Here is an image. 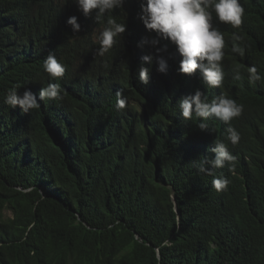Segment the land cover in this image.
<instances>
[{"label": "trees", "instance_id": "1", "mask_svg": "<svg viewBox=\"0 0 264 264\" xmlns=\"http://www.w3.org/2000/svg\"><path fill=\"white\" fill-rule=\"evenodd\" d=\"M142 3L114 10L126 31L100 56L108 14L85 17L75 0H0V264H264V79H248L252 65L264 78V0H240L238 29L213 13L225 38L227 93L244 110L234 118L241 139L227 147L234 166L212 175L196 161L220 131L173 134V68L161 73L157 61L163 55L173 66L179 54L163 39L142 44L158 38L140 19ZM234 35L243 57L232 52ZM49 53L65 67L62 78L44 70ZM145 55L154 58L143 65L147 85L139 81ZM52 83L62 99L38 100L27 114L6 103L14 88L39 97ZM117 92L131 93L120 114ZM152 98L161 104L155 121L133 101ZM214 177L229 180L226 191L213 188Z\"/></svg>", "mask_w": 264, "mask_h": 264}, {"label": "clouds", "instance_id": "2", "mask_svg": "<svg viewBox=\"0 0 264 264\" xmlns=\"http://www.w3.org/2000/svg\"><path fill=\"white\" fill-rule=\"evenodd\" d=\"M146 3L141 4L142 13L140 19L149 32H155L158 38L148 40L145 38L142 44L150 43L157 46L160 39L170 41L176 47L179 54L174 57V65L169 66L168 60L160 55L158 58V71L166 73L169 68H173L171 76L172 89L170 92L171 104L167 110V115L178 125L174 128L182 133H190L193 129L199 133L206 134L209 127L220 131L221 139L208 141L202 144L199 153L198 170L200 173L212 175L214 169L223 168L227 163L230 167L234 166L236 157L228 150V146L239 143L241 136L234 127V118L239 117L243 112V105L236 100L229 98L228 77L222 67L225 57V38L222 32L214 26L213 13L215 18L233 28L238 29L243 23L245 9L240 0H139ZM79 11L85 17L95 13L97 22H101L106 14L109 15L107 27L97 36L100 47L97 54L104 56L109 52L118 37L125 33L127 25L119 23L111 14L117 8H122L124 0H75ZM67 23L72 27L74 33H78L81 25L76 16L69 17ZM240 36H233L232 52L244 56L245 49L236 41ZM157 53L167 51L164 48H156ZM152 55L142 57V66L139 70V81L147 85L150 82V69L144 64L153 63ZM44 70L53 79L62 78L65 75V67L58 61L53 53H49L43 63ZM248 79L250 84L261 81L257 68L252 65L248 67ZM239 70L234 75L235 80H241ZM125 94L117 92L115 108L118 113H123L126 109L131 93ZM59 84H49L37 94L30 89H25L22 94H18L14 88L10 90L6 97V103L13 108L19 107L25 114L30 110L40 107L38 100H58L62 99ZM139 107L141 113H146L154 121L161 115L160 102L152 98L140 103L137 99L133 100ZM176 129V130H175ZM206 130V131H205ZM208 165L211 166L209 170ZM229 180L224 177H214L212 186L217 191H226ZM174 197L176 203V197ZM178 213L180 210L176 208Z\"/></svg>", "mask_w": 264, "mask_h": 264}, {"label": "rangeland", "instance_id": "3", "mask_svg": "<svg viewBox=\"0 0 264 264\" xmlns=\"http://www.w3.org/2000/svg\"><path fill=\"white\" fill-rule=\"evenodd\" d=\"M6 214H7V215H11V213H10V212H6Z\"/></svg>", "mask_w": 264, "mask_h": 264}]
</instances>
